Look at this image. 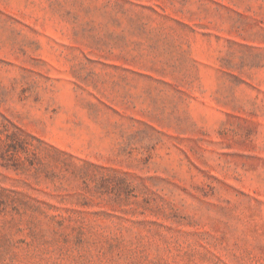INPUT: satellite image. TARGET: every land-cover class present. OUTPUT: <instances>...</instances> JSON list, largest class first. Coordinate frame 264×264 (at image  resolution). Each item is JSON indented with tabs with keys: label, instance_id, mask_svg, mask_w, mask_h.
<instances>
[{
	"label": "rangeland",
	"instance_id": "obj_1",
	"mask_svg": "<svg viewBox=\"0 0 264 264\" xmlns=\"http://www.w3.org/2000/svg\"><path fill=\"white\" fill-rule=\"evenodd\" d=\"M0 264H264V0H0Z\"/></svg>",
	"mask_w": 264,
	"mask_h": 264
}]
</instances>
